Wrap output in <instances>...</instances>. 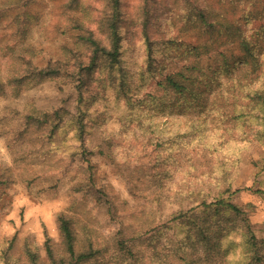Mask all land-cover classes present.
Wrapping results in <instances>:
<instances>
[{
	"label": "rangeland",
	"instance_id": "1",
	"mask_svg": "<svg viewBox=\"0 0 264 264\" xmlns=\"http://www.w3.org/2000/svg\"><path fill=\"white\" fill-rule=\"evenodd\" d=\"M210 1L218 6L219 0ZM51 3L32 0L31 7L50 18ZM162 3V16L172 15L168 3ZM249 3L245 6L253 33L264 13L262 3L254 9ZM44 13V25L34 27L29 38L38 49L34 61L39 67L61 59L63 47L74 37L73 31H54ZM180 27L177 18L173 30L167 25L161 33L169 37L175 31L191 41L196 31L186 33ZM125 35L119 63L127 72L125 81L109 77L101 82L105 70L83 82L84 96L90 101L98 98L80 113L88 131L84 142L53 149L42 131L19 141L0 126V166L13 175L12 181L0 185V247L14 237L7 264L27 263L22 254L25 244L35 249L40 264H48L44 240L47 235L55 250L62 247L57 223L61 212L78 226L87 225L99 238L111 239L121 231L132 235L147 264H235L238 259L225 251L224 239L211 256L201 248L181 246L191 220L199 216L197 209L193 215L189 209L202 201L229 198L247 212L256 237L264 239V138L243 132L249 131L250 119L242 121L248 115L247 99L231 87L232 81L221 77L217 84L210 79L218 62L208 52L198 60L204 73L209 65V80L198 73L194 90H188L199 92L196 97L164 89L158 80L186 63L181 56L186 46L180 45L179 57L152 74L139 40L129 32ZM127 97L133 103L127 104ZM75 99V92L60 77L26 89L12 104L20 109L28 104L26 110L34 105L49 113L62 107L69 118L78 114ZM81 180L85 183L78 189ZM180 211L185 216L171 220ZM227 227L230 235H237L236 252L243 242L240 229L233 223Z\"/></svg>",
	"mask_w": 264,
	"mask_h": 264
},
{
	"label": "trees",
	"instance_id": "2",
	"mask_svg": "<svg viewBox=\"0 0 264 264\" xmlns=\"http://www.w3.org/2000/svg\"><path fill=\"white\" fill-rule=\"evenodd\" d=\"M31 1L0 0V98L5 101L2 105L0 101V126L3 132H6V126L13 139H32L36 131H42L48 140H52L53 149L67 146L65 143L84 142L88 131L81 119L84 115L80 116V113L82 108L88 109L89 102L92 106L98 98L90 101L84 96L83 82L91 80L96 71L101 74L105 70L107 75L101 77V82L109 77L125 81L127 72L119 66L125 32L143 46L147 54L146 66L152 74L164 70L179 57L180 45L186 46L181 53L186 63L165 72L158 80L164 89L181 97L188 94L189 89L194 90L198 73L209 80L211 69L208 71V65L204 73L198 57L203 52L210 53L209 57L218 62L210 79L217 84L221 83V77L226 78L227 83L232 81L234 86L231 87L237 88L238 94L248 101L249 108L244 105L248 115L242 121L250 119L247 122L249 131L243 132H248V136L253 133L254 138H264V16L258 19L252 33L250 14L245 6L250 2L249 6L254 9L262 3L264 13V0H231L228 5L225 0H219L217 7H213L210 0H52L48 10L50 18L41 10L33 9ZM162 2L168 3L165 7L172 15L162 16L159 7L164 4ZM43 13L45 19L51 20L48 25L54 31H73L74 37L70 45L63 47L61 59L49 60L39 67L34 61L38 49L29 38L34 27L44 25ZM177 18L183 25L181 31H196L191 41H185L175 31L169 37L161 33L167 25L173 30ZM122 31H125L124 36ZM60 77L76 94L77 115L67 118V110L62 107L49 113L35 109L34 105L26 110L28 104L22 109L12 104L21 99L26 89ZM189 93L196 97L199 92ZM125 101L133 103L128 97ZM12 179L11 171L0 166V185ZM84 183L85 180H81L76 188L80 189ZM196 209L199 216L191 220L186 239L181 241L183 249L201 248L206 256H211L208 254L224 239L225 251L235 253L234 261L238 259L235 264H242L244 260H247L244 264H264V239L256 237L247 212L239 205L229 198H217L202 201L189 212L193 215ZM182 216H185L184 212L180 211L171 220ZM57 223L62 247L55 250L50 238L45 236L48 264H147L143 250L130 234L121 231L111 239L99 238L87 225L78 226L64 212L58 214ZM231 223L237 224L243 240L236 252L233 246L237 235H230L227 227ZM13 241L14 237L6 246L0 247V264H7ZM22 254L25 259L27 257L26 264H40L31 245L25 244Z\"/></svg>",
	"mask_w": 264,
	"mask_h": 264
}]
</instances>
